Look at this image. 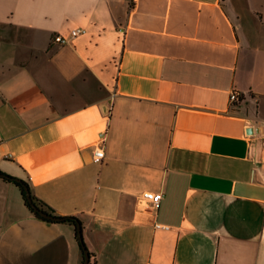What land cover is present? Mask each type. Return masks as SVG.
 <instances>
[{
	"label": "crops",
	"instance_id": "1",
	"mask_svg": "<svg viewBox=\"0 0 264 264\" xmlns=\"http://www.w3.org/2000/svg\"><path fill=\"white\" fill-rule=\"evenodd\" d=\"M0 170L95 264H264V0H0ZM82 260L0 177V264Z\"/></svg>",
	"mask_w": 264,
	"mask_h": 264
},
{
	"label": "built area",
	"instance_id": "2",
	"mask_svg": "<svg viewBox=\"0 0 264 264\" xmlns=\"http://www.w3.org/2000/svg\"><path fill=\"white\" fill-rule=\"evenodd\" d=\"M86 29L84 28H75L71 30L70 37L66 35H58L57 40L61 43H69L73 37H76L82 33H85ZM240 94L237 90H232L230 94V102L234 104L235 102L239 101ZM105 137L102 138L98 145H96L94 150V159L97 161H101L105 158ZM163 191H144L140 194V199L145 202L149 207L156 209L159 207L162 199H163Z\"/></svg>",
	"mask_w": 264,
	"mask_h": 264
},
{
	"label": "trees",
	"instance_id": "3",
	"mask_svg": "<svg viewBox=\"0 0 264 264\" xmlns=\"http://www.w3.org/2000/svg\"><path fill=\"white\" fill-rule=\"evenodd\" d=\"M0 172L1 173H3V174H6V175H8V177L9 178H4V177H1V178H3V179H5V180H7V181H13L15 184H17L19 187H20V189H21V191H22V193H23V196H24V199H25V202H26V204L29 206V208L31 209V210H33L34 212H35V214L37 215V216H39V217H41V218H43V219H45V220H50V219H47V218H45V217H43V216H41L37 211H35L34 210V208L31 206V204L29 203V201H28V199H27V197H26V193H25V185H28L29 186V188H30V190H31V194H32V198H33V201H34V203L39 207V208H41L42 210H44V211H46V212H48V213H50V214H52V215H56V216H61V217H63V222H70V223H73L75 226H76V228H77V222H81V220L77 217V216H75V215H58V214H56L54 211H53V209L47 204V203H45L43 200H41L37 195H35V193L33 192V190H32V188H31V186H30V184L27 182V181H25L24 179H22V178H20V180H17V178H19V177H16V176H13V175H10V174H7V173H5V172H3V171H1L0 170ZM50 221H53V220H50ZM77 232H78V228H77ZM79 241H80V244H81V247H82V250H83V260H82V264H84L85 263V249H84V246L86 245V243H85V241H81L80 239H79ZM88 250H89V248H88ZM89 253H90V263L89 264H95V255H94V253L92 252V251H90L89 250Z\"/></svg>",
	"mask_w": 264,
	"mask_h": 264
},
{
	"label": "water",
	"instance_id": "4",
	"mask_svg": "<svg viewBox=\"0 0 264 264\" xmlns=\"http://www.w3.org/2000/svg\"><path fill=\"white\" fill-rule=\"evenodd\" d=\"M0 176L4 177V178H9L8 175L3 174L1 172H0ZM17 180H20V178H17ZM24 187H25L26 197H27L29 203L31 204V206L34 208L35 211H37L41 216H43L47 219L53 220V221H62L63 220V217L52 215V214L42 210L41 208H39L33 201L31 190H30L29 186L25 185ZM77 228H78V232H77L78 238L81 241H84L83 228H82L81 222H77ZM84 249H85V263L84 264H89L90 263V253H89L87 245L84 246Z\"/></svg>",
	"mask_w": 264,
	"mask_h": 264
}]
</instances>
